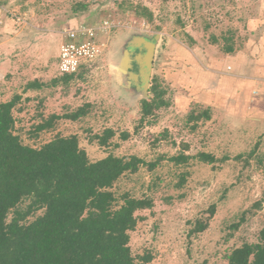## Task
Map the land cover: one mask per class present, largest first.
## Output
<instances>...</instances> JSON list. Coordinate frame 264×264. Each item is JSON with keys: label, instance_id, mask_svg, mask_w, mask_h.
I'll list each match as a JSON object with an SVG mask.
<instances>
[{"label": "rangeland", "instance_id": "374dc122", "mask_svg": "<svg viewBox=\"0 0 264 264\" xmlns=\"http://www.w3.org/2000/svg\"><path fill=\"white\" fill-rule=\"evenodd\" d=\"M79 2L87 9L75 12ZM82 26L95 30L98 56L81 75L53 84L63 77L57 56L66 32ZM139 37L154 44L147 91L130 76ZM153 77L168 104L142 118ZM32 80L43 86L24 89ZM12 97L13 132L25 145L76 135L91 161L109 154L157 161L111 187L115 207L124 193L151 200L129 233L135 258L226 264L232 248L257 241L264 224V0H0V100ZM79 108L83 115L72 119ZM206 108L209 119L201 115ZM200 152L215 162L170 161ZM195 220H208L207 227L190 233Z\"/></svg>", "mask_w": 264, "mask_h": 264}, {"label": "trees", "instance_id": "16d2710c", "mask_svg": "<svg viewBox=\"0 0 264 264\" xmlns=\"http://www.w3.org/2000/svg\"><path fill=\"white\" fill-rule=\"evenodd\" d=\"M87 6L79 2L73 10L77 12ZM142 8L147 10L143 16L151 18L147 7ZM232 50L228 47L225 51ZM80 72L64 73L52 83L67 81L81 75ZM41 86L32 80L24 89ZM149 91L153 99L142 100V118L154 108L168 104L158 78H152ZM17 99L0 100V264H149L150 256L137 259L132 255L129 233L137 224L136 211L150 208L151 200L124 193L122 203L115 207L118 197L111 187L124 173L135 172L144 164L151 170L157 161L148 163L135 155L112 154L91 161L79 147L76 135L56 136L38 148L25 145L13 132L12 110ZM209 112L206 108L201 115L209 119ZM83 113L79 108L71 118L77 119ZM192 113L189 119H195ZM105 132L113 134L111 129ZM190 158L210 164L216 160L213 155L200 152L194 157L179 153L170 161L178 165ZM25 200L29 202L22 207ZM40 209L41 215L26 221ZM213 212L214 205L209 209L210 216ZM207 224L208 220H195L190 233L202 232ZM233 226L238 227V223ZM226 261V264H264V224L256 242H243L232 248Z\"/></svg>", "mask_w": 264, "mask_h": 264}, {"label": "built area", "instance_id": "2783aa9c", "mask_svg": "<svg viewBox=\"0 0 264 264\" xmlns=\"http://www.w3.org/2000/svg\"><path fill=\"white\" fill-rule=\"evenodd\" d=\"M95 30L82 26L66 32L67 40L59 47L57 67L60 74L78 73L87 68L98 56V46L94 42Z\"/></svg>", "mask_w": 264, "mask_h": 264}, {"label": "water", "instance_id": "95a60500", "mask_svg": "<svg viewBox=\"0 0 264 264\" xmlns=\"http://www.w3.org/2000/svg\"><path fill=\"white\" fill-rule=\"evenodd\" d=\"M134 41L136 49L139 50L132 59V62L136 65L137 72L131 73L130 76L135 82H141L142 88L147 91L153 60L154 44L144 37L136 38ZM123 64L128 65V62ZM129 66L132 67L133 65L131 66V64H129Z\"/></svg>", "mask_w": 264, "mask_h": 264}, {"label": "flooded vegetation", "instance_id": "af4514ba", "mask_svg": "<svg viewBox=\"0 0 264 264\" xmlns=\"http://www.w3.org/2000/svg\"><path fill=\"white\" fill-rule=\"evenodd\" d=\"M133 68H135L136 69V65L133 63Z\"/></svg>", "mask_w": 264, "mask_h": 264}, {"label": "crops", "instance_id": "0c3cea01", "mask_svg": "<svg viewBox=\"0 0 264 264\" xmlns=\"http://www.w3.org/2000/svg\"><path fill=\"white\" fill-rule=\"evenodd\" d=\"M261 85V84H260Z\"/></svg>", "mask_w": 264, "mask_h": 264}]
</instances>
